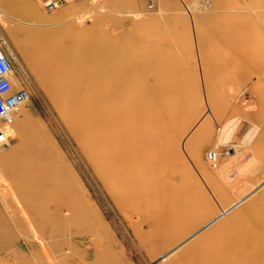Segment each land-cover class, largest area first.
<instances>
[{
  "label": "rangeland",
  "instance_id": "rangeland-1",
  "mask_svg": "<svg viewBox=\"0 0 264 264\" xmlns=\"http://www.w3.org/2000/svg\"><path fill=\"white\" fill-rule=\"evenodd\" d=\"M23 1L0 0V51L13 57L14 87L29 93L16 115L7 145L0 147V264H168L162 263L164 256L187 246L222 220L213 237L218 242L242 229L249 219L258 218L245 219L243 208L261 202L264 195V139L259 140L264 70L251 66L252 61L241 60V71L249 67L251 73L244 70L239 85L231 87L219 79L209 88L206 81L210 58H216L217 66L222 64L225 43L220 28L227 0H154V8L148 7L150 0H67L57 9H49L42 0H31L32 4ZM38 30L62 41L65 51L72 50L84 58L90 73L102 65L122 71L125 64H142L136 71L140 74L130 77L131 81L144 78L146 86L155 81L174 91L175 103L184 113L177 118L178 127L166 132V142L172 141L181 149L180 167L186 172L182 181L199 180L209 199L199 225L185 237L148 250L142 231L155 221L147 209L159 195L150 196L147 183L158 171L145 167V154L132 156L119 143L114 145L115 162L109 175L103 164L91 158L82 134L84 116L71 113L78 106L69 110L54 106L33 73L31 58L17 44L29 41V33ZM261 35L264 40V32ZM256 44L253 40L247 45ZM96 84L95 78H78L79 98L86 101L93 97ZM212 96L224 112L221 118L211 115ZM154 103L146 101L148 107ZM91 109L87 111L91 113ZM207 118L212 121L205 134L192 137ZM228 123L232 131L222 143L221 128ZM158 130L161 128L154 127L150 132L154 135ZM38 131L39 143L46 151L41 170L19 174L17 165L30 158L27 154L34 144L26 138ZM114 132L116 142V125ZM93 134L98 132L93 130ZM207 135L211 137L206 140ZM200 146L203 150L198 166L192 152ZM211 148L220 153L217 168L206 157ZM192 186L197 196L201 189ZM229 208L227 214L206 227ZM239 209L241 215L234 217ZM188 211L193 210L187 207ZM257 213H264V202ZM174 216L180 223L182 213L177 211ZM159 220L163 228L172 217L164 214Z\"/></svg>",
  "mask_w": 264,
  "mask_h": 264
},
{
  "label": "bare ground",
  "instance_id": "bare-ground-1",
  "mask_svg": "<svg viewBox=\"0 0 264 264\" xmlns=\"http://www.w3.org/2000/svg\"><path fill=\"white\" fill-rule=\"evenodd\" d=\"M28 1L32 4L31 0ZM21 2L25 1L21 0ZM226 3L221 22L223 28H220L225 50L221 54L220 67L217 66L215 57L210 58V68L206 73L209 88L219 79L223 84L231 85V87L239 85L242 72L246 70L251 73L249 67H244L241 71V66L239 67L241 60L248 63L252 61L251 66L264 70V40L261 35L264 32V0H227ZM259 21L260 25H257ZM29 35L31 37L29 41H19L17 44L25 48L31 58L30 65L33 73L48 92L54 106L67 110L78 106L71 110V113L84 116L82 134L88 141L87 148L91 158L103 164L102 168L109 175L115 162L114 145L119 143V147L127 153L130 150L132 156L145 154L146 158L143 161L145 167L157 169V174L149 177L147 183L152 190L150 196H155L156 193L159 195L158 201L149 204L147 209L155 221H150L148 230L142 231L146 237L145 244L149 246L148 250L151 252L152 248L165 247L185 237L199 225L202 218L201 212L209 199H206L205 189L199 180L198 183L182 181L186 172L180 167L183 161L181 149L178 145L173 146L172 141L166 142V132L178 127L177 118L179 114L184 113V109L175 103L177 97L173 94L174 91L155 81L151 82V86H146L147 82L144 78L138 82L131 81L130 77L140 74L136 71L143 67L142 64H125L122 71H119L117 67L118 74L115 66L102 65L98 70L90 73L84 58L76 56L72 50L65 51L63 42L47 36L45 30L32 31ZM201 35L200 33V38ZM253 40L257 41L254 47L247 45ZM8 46L10 48L9 44ZM253 53L259 54L255 56ZM232 62L235 66H231ZM246 75L248 78L247 72ZM82 76L95 78L97 82L93 97L86 101L81 100L77 95L79 93L77 80ZM110 78V82L106 83V80ZM129 94H132L131 99L124 98V95ZM146 101H155L156 104H150L148 107ZM90 108H92L91 113L87 111ZM210 109L213 118L218 119L224 115L222 109L217 106L215 96L211 97ZM211 121V118H207L201 123L192 137L198 138L205 134L207 127L211 126ZM261 121L263 124L259 140L264 139V111H262ZM115 125L118 136L116 142ZM154 127H160L161 130L152 135L150 131ZM231 129L230 123L221 128L222 143L227 142ZM93 130L98 132L97 136L93 134ZM210 137L207 135L206 140ZM40 138L39 131L26 138L34 144L27 154L30 158L21 165H17L16 171L19 174H36L41 170L40 165L46 158V151L45 147L39 143ZM191 145L189 140L188 147ZM202 148L203 146H200L192 152V158L198 166L201 164ZM192 185H197L201 189L197 196L192 192ZM263 196L261 202H264ZM261 202L249 203L243 208L246 210L245 219L255 215H258V218L249 219L242 229L228 235L227 238H222V242L215 241L213 237L224 220L187 246L169 252L163 257L162 263L169 261L168 264H264V213H257ZM239 203L237 202L231 208ZM187 207L193 211L186 212ZM177 211L182 213L180 223L174 216ZM228 211L230 208L207 223L206 227L218 221ZM241 213L242 209L236 210L233 216L239 217ZM164 214L166 218L171 215L172 220L160 228L159 218Z\"/></svg>",
  "mask_w": 264,
  "mask_h": 264
},
{
  "label": "built area",
  "instance_id": "built-area-1",
  "mask_svg": "<svg viewBox=\"0 0 264 264\" xmlns=\"http://www.w3.org/2000/svg\"><path fill=\"white\" fill-rule=\"evenodd\" d=\"M42 1L49 9H57L67 2V0ZM148 7H155L154 0L149 1ZM13 72L12 55H6L0 51V147L7 145L9 131L15 122L16 115L29 97L27 89L14 87ZM206 157L212 167L219 166L220 153L217 149H209Z\"/></svg>",
  "mask_w": 264,
  "mask_h": 264
}]
</instances>
